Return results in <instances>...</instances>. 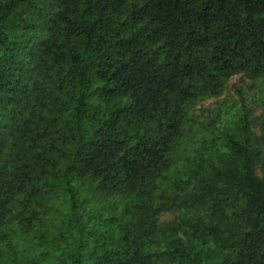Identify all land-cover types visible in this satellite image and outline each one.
<instances>
[{"label":"trees","instance_id":"obj_1","mask_svg":"<svg viewBox=\"0 0 264 264\" xmlns=\"http://www.w3.org/2000/svg\"><path fill=\"white\" fill-rule=\"evenodd\" d=\"M0 264H264V0H0Z\"/></svg>","mask_w":264,"mask_h":264},{"label":"rangeland","instance_id":"obj_2","mask_svg":"<svg viewBox=\"0 0 264 264\" xmlns=\"http://www.w3.org/2000/svg\"><path fill=\"white\" fill-rule=\"evenodd\" d=\"M237 84H241L242 86H246V87H247V85H246L245 82L241 79V77L237 76V77L233 78V80H232V82H231V86H232V88H231V90L228 92L229 97H233V96H234V92H235V89H236L234 86L237 85ZM216 105H217V100L212 99V100L208 101L207 103H205V105H202L201 107H208V106H210V107H215Z\"/></svg>","mask_w":264,"mask_h":264}]
</instances>
